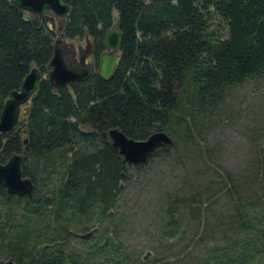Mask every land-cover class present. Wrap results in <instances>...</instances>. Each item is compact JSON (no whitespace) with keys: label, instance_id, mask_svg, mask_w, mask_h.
I'll use <instances>...</instances> for the list:
<instances>
[{"label":"trees","instance_id":"16d2710c","mask_svg":"<svg viewBox=\"0 0 264 264\" xmlns=\"http://www.w3.org/2000/svg\"><path fill=\"white\" fill-rule=\"evenodd\" d=\"M63 2L70 12L60 37L91 39L95 63L84 81L53 90L46 80L53 19L33 23L0 0V111L30 69L40 74L26 113L0 133V164L20 156L21 175L32 184L21 199L0 187V264H141L114 230L83 250L70 243L91 240L109 220L130 170L171 155L175 164L196 160L201 128L228 90L264 76V0ZM114 22L118 62L103 80L98 58ZM112 129L133 141L163 132L171 145L129 166L110 146ZM249 154L242 171L216 173L208 164L193 171L201 184L183 183L186 191L167 196L164 238H178L184 222L196 223L199 235L155 264H264V148Z\"/></svg>","mask_w":264,"mask_h":264},{"label":"rangeland","instance_id":"374dc122","mask_svg":"<svg viewBox=\"0 0 264 264\" xmlns=\"http://www.w3.org/2000/svg\"><path fill=\"white\" fill-rule=\"evenodd\" d=\"M53 22L60 51L84 48L88 41L86 36L82 39H62L60 29L63 23L54 19ZM198 141L200 156L190 160V163L181 160L180 164H175L171 155L167 159L151 160L139 172L130 170V179L117 198L109 220H103L91 240L81 243L79 239H74L70 247L83 250L98 236L114 230L118 243L132 259L144 258L141 264H155L156 259L170 258L183 248L190 234L199 235L196 223L186 225L184 222L177 232L178 238H164L161 230L166 198L186 191L183 183L201 184L203 177L193 178L194 170L209 164L216 173H221V169L237 173L246 168L252 150L264 148V76L228 90L216 115L209 124L202 126ZM222 204V200L217 201L213 211L217 213ZM186 218L184 216L183 221ZM78 235L82 236V233ZM196 247V250L200 248L199 245Z\"/></svg>","mask_w":264,"mask_h":264},{"label":"water","instance_id":"95a60500","mask_svg":"<svg viewBox=\"0 0 264 264\" xmlns=\"http://www.w3.org/2000/svg\"><path fill=\"white\" fill-rule=\"evenodd\" d=\"M10 5L21 13L28 16V19L36 23L38 19L49 17L56 22L64 23L70 8L63 0H7ZM120 34L116 22L103 36L102 44L107 52L114 55L108 57L103 55L98 65L97 75L107 80L113 74L118 62V46ZM59 42L56 38L53 43L51 59L48 63L46 80L51 89L55 90L60 86H66L71 82L84 81L88 78L89 69L84 63L79 66H65L63 56L58 49ZM40 80V74L35 68L29 70L23 78L18 91H13L4 101L0 111V133L12 130L25 111L30 97L36 91ZM107 137L112 149L117 151L122 161L129 166H143L159 150L170 147L171 140L163 132H156L149 135L145 140L133 141L127 139L119 131L112 129L107 132ZM22 158L18 155L11 156L4 164H0V187L9 196L29 198L32 193V184L27 178L21 175ZM3 264H12L9 261Z\"/></svg>","mask_w":264,"mask_h":264},{"label":"flooded vegetation","instance_id":"af4514ba","mask_svg":"<svg viewBox=\"0 0 264 264\" xmlns=\"http://www.w3.org/2000/svg\"><path fill=\"white\" fill-rule=\"evenodd\" d=\"M102 46H103V44H102ZM60 52L62 53L63 63L66 67L67 66L79 67L84 63V65L89 69V75L91 74L94 63H95L94 55H93L94 49H93V43H92L91 39L88 38V41L85 42L83 49H77L76 51H73L72 49H69L68 51L61 50ZM103 55L111 57L114 54L111 52H107L103 47L102 51L99 54L98 65H99L101 57ZM96 74H97V72H96ZM89 75H88V77H89ZM27 109H28V105L25 108V111H21V114H25Z\"/></svg>","mask_w":264,"mask_h":264}]
</instances>
